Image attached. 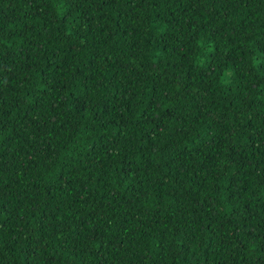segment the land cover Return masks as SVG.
Wrapping results in <instances>:
<instances>
[{
  "label": "trees",
  "instance_id": "16d2710c",
  "mask_svg": "<svg viewBox=\"0 0 264 264\" xmlns=\"http://www.w3.org/2000/svg\"><path fill=\"white\" fill-rule=\"evenodd\" d=\"M0 264H264V0H0Z\"/></svg>",
  "mask_w": 264,
  "mask_h": 264
}]
</instances>
